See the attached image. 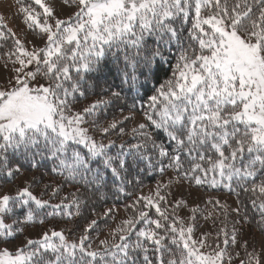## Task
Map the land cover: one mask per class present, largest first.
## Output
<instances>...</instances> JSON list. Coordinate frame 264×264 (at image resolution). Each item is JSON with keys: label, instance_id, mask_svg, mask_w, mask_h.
<instances>
[{"label": "snow or ice", "instance_id": "snow-or-ice-1", "mask_svg": "<svg viewBox=\"0 0 264 264\" xmlns=\"http://www.w3.org/2000/svg\"><path fill=\"white\" fill-rule=\"evenodd\" d=\"M0 264H264V0L0 13Z\"/></svg>", "mask_w": 264, "mask_h": 264}, {"label": "rangeland", "instance_id": "rangeland-1", "mask_svg": "<svg viewBox=\"0 0 264 264\" xmlns=\"http://www.w3.org/2000/svg\"><path fill=\"white\" fill-rule=\"evenodd\" d=\"M13 12H14V5L11 2L0 3V13L4 14L7 17V16L12 15ZM16 23H18V21H16ZM151 185L152 184H150L149 186H151ZM5 190H7V189H5ZM145 190H147V189H145ZM221 198L223 199L224 197H221ZM208 228H209V225L205 224V230ZM31 231L35 232L36 230H31ZM258 239H259V237H257V240Z\"/></svg>", "mask_w": 264, "mask_h": 264}, {"label": "trees", "instance_id": "trees-1", "mask_svg": "<svg viewBox=\"0 0 264 264\" xmlns=\"http://www.w3.org/2000/svg\"><path fill=\"white\" fill-rule=\"evenodd\" d=\"M2 2H11L14 5V0H0V3H2ZM154 182H155V180H153V179H146L145 180L146 185L153 184ZM37 191H39V189H37ZM255 235H256V238L259 237L258 234H255Z\"/></svg>", "mask_w": 264, "mask_h": 264}]
</instances>
